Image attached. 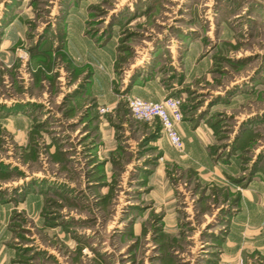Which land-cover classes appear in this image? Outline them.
I'll return each mask as SVG.
<instances>
[{"label": "rangeland", "instance_id": "374dc122", "mask_svg": "<svg viewBox=\"0 0 264 264\" xmlns=\"http://www.w3.org/2000/svg\"><path fill=\"white\" fill-rule=\"evenodd\" d=\"M8 30L0 264H227L246 191L264 241V0H0ZM132 95L182 100V152Z\"/></svg>", "mask_w": 264, "mask_h": 264}, {"label": "crops", "instance_id": "0c3cea01", "mask_svg": "<svg viewBox=\"0 0 264 264\" xmlns=\"http://www.w3.org/2000/svg\"><path fill=\"white\" fill-rule=\"evenodd\" d=\"M3 40L4 41L0 45V54L2 55L10 54L9 50L11 49L12 43L14 40L12 32H9L8 30L7 36H5V39ZM146 99H151V98H146ZM151 100L158 101L160 99L157 98V99H151ZM1 101H4V102L7 101V105L5 106L6 108L14 107L15 103L11 105L10 100H1ZM14 112L15 111H12L10 114L6 116H0V119H2L3 117L13 118L12 127L16 128V125H17L19 128L23 127L28 130L30 124L28 123L27 115L25 113L23 114L22 113L23 111L21 110L16 113ZM26 121H27V124H26ZM183 123L184 121L179 126L181 133L182 132L185 133L186 130L190 129V126H188L186 123L184 124ZM165 136H163V138H165ZM254 200H255L254 193L250 191L248 192L246 191L243 194V197L241 198L239 211L231 215L230 220L228 221V224H229L228 233L226 234L221 244L219 245V250H221L222 252L221 254L222 263H225V262L227 263L231 260L237 259L238 257H243V254L246 255L247 253L253 252L255 249H259V250L264 249V241L263 240L260 241L262 238L260 237L262 225L255 227L254 229L256 231L253 230V225H251L252 220H256L255 217L253 219V214L256 210V204ZM249 231H251V233ZM248 243L253 244L251 246H253L254 248L251 251L249 250L250 248L247 245ZM253 260H256V258H254ZM254 264H258V262L255 261Z\"/></svg>", "mask_w": 264, "mask_h": 264}, {"label": "built area", "instance_id": "2783aa9c", "mask_svg": "<svg viewBox=\"0 0 264 264\" xmlns=\"http://www.w3.org/2000/svg\"><path fill=\"white\" fill-rule=\"evenodd\" d=\"M129 106L133 116L138 120L148 121L150 123L160 121L162 129L172 146L183 151L185 142L179 126L184 121L182 110V100L177 97H166L162 100L154 101L138 95L129 97ZM102 113L108 111L107 108H101ZM227 264H246L242 258H237L227 262Z\"/></svg>", "mask_w": 264, "mask_h": 264}, {"label": "trees", "instance_id": "16d2710c", "mask_svg": "<svg viewBox=\"0 0 264 264\" xmlns=\"http://www.w3.org/2000/svg\"><path fill=\"white\" fill-rule=\"evenodd\" d=\"M158 123L157 124H159V127L160 128H158L159 130L162 128V124L160 123V121H157Z\"/></svg>", "mask_w": 264, "mask_h": 264}]
</instances>
